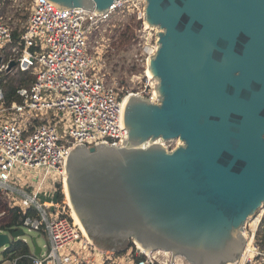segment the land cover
<instances>
[{
    "label": "water",
    "instance_id": "water-1",
    "mask_svg": "<svg viewBox=\"0 0 264 264\" xmlns=\"http://www.w3.org/2000/svg\"><path fill=\"white\" fill-rule=\"evenodd\" d=\"M48 1L103 14L129 0ZM145 1L159 30L149 62L158 102L128 96L122 145L75 147L67 191L104 250L98 239L115 252L133 243L191 264H237L245 226L264 209V0ZM173 140L181 145L170 150ZM25 235L0 232V251Z\"/></svg>",
    "mask_w": 264,
    "mask_h": 264
},
{
    "label": "built area",
    "instance_id": "built-area-1",
    "mask_svg": "<svg viewBox=\"0 0 264 264\" xmlns=\"http://www.w3.org/2000/svg\"><path fill=\"white\" fill-rule=\"evenodd\" d=\"M27 1L31 13L18 38L13 35V17L0 14V79L4 73L32 72L36 76L30 88L18 90L21 103L6 105L0 86V196L24 215L35 212L24 219L23 230L43 233L47 244L41 246L40 256H29L34 264H108L117 253L88 241L72 216L66 163L79 144L87 148L102 142L119 146L128 140L123 122L128 96L142 95L158 102L148 71L159 48V30L146 23L145 0L117 2L103 14L60 10L48 0H0V6L21 9ZM123 13L136 17L130 47L136 51V62L145 68L146 88L152 92H124L106 72L107 53L115 49L106 36L117 26L112 23L114 16ZM150 32L154 34L151 40ZM17 165L44 172L36 191L32 184L20 186L14 180ZM53 174L56 178L48 185ZM58 193L59 200L54 202ZM44 195L51 201L41 202ZM5 214L0 209V223ZM263 219L264 211L248 220L247 245L237 264H264L258 236ZM133 248L129 258L133 264H191L181 256L173 259L171 252Z\"/></svg>",
    "mask_w": 264,
    "mask_h": 264
},
{
    "label": "rangeland",
    "instance_id": "rangeland-1",
    "mask_svg": "<svg viewBox=\"0 0 264 264\" xmlns=\"http://www.w3.org/2000/svg\"><path fill=\"white\" fill-rule=\"evenodd\" d=\"M24 6L26 8L25 9L26 12L31 11L32 5L30 1H27ZM11 10L12 9H9V10L7 9V12H6L7 16H12L13 12ZM21 15L23 16L25 15V13H21ZM131 17L132 15H127L124 13L114 16L112 23L117 26L116 28H113L112 32L110 31L111 33H109L106 36V41H108V44L112 46L113 42L117 40L118 34L121 31V29L119 28L121 26V23L129 21ZM114 38L116 40H113ZM111 40H113L112 43H110ZM135 54H136V51L132 47L126 50L125 49L124 50L114 49L113 53L112 51L110 53H107L106 59L108 62V69L106 67V72L108 76H110V78L115 81V83L117 84V88L124 90V92L128 91L129 93H139V92L143 93L145 90H147V92L149 93L151 89L146 88V86H148V82L145 77V72H144L145 68H143L139 63L136 62ZM8 76H15V75L14 74L6 75L5 73L2 75L3 78L8 77ZM156 81L157 80L154 79V82ZM180 145H181L180 140H173V141L166 142V146L170 150H175ZM43 177H44V172L42 170H39V171L31 170L28 168H24L20 165H17L14 170V180L16 178L20 186H22V184H25V183L32 184V187L35 191L37 190L39 181H41ZM54 178H56L55 174L49 176V180L47 182L48 185L52 184V181ZM39 200L41 202H44V201L48 202V201H51V197L44 195V196H41ZM1 205L5 207L4 203H0V206ZM3 207H0V209L5 210V208ZM263 210L259 211L258 214L262 213ZM5 222H6V219L4 218L1 221L0 225L5 224ZM25 236L29 241H31L32 237L39 236L38 237L39 245L44 246L45 244H47L46 239L40 236L39 233L28 232L26 230ZM133 246L134 244L130 243L126 246V248H120L119 250H117L116 251L117 255L115 257H112L111 261L108 264H133L134 260L132 258L129 261V258L132 257V253L134 250ZM107 250L111 251V249H107ZM2 260H3V256H2V252L0 251V264L1 263L2 264H14V262L12 261H5L3 263Z\"/></svg>",
    "mask_w": 264,
    "mask_h": 264
},
{
    "label": "trees",
    "instance_id": "trees-1",
    "mask_svg": "<svg viewBox=\"0 0 264 264\" xmlns=\"http://www.w3.org/2000/svg\"><path fill=\"white\" fill-rule=\"evenodd\" d=\"M7 9H12L13 12V22H16V25L13 30V35L15 38L20 37L23 31L22 24H25L30 16L31 11L26 12L25 6L21 9L10 7L9 4L0 6V14L3 16H7ZM21 13H25V15H21ZM137 25V20L135 16H132L129 21L122 22L119 27L121 31L118 34V38L113 42L112 46L118 50H126L130 48V39L135 34V29ZM36 76L32 72H19L15 76H8L0 79V86L3 88L4 96H5V104L11 105L14 102L21 103L22 98L18 95V90L20 88H30ZM0 203H4L5 205V224L0 226V230L13 233L18 232L24 229L23 221L29 215H34L35 212L33 210L28 213V215L22 214L19 209H12L8 200L0 196ZM3 218V219H4ZM26 232V230H25ZM40 236L44 237L43 233H39ZM259 240L261 241L260 247L261 250L264 251V219L262 221V225L260 227ZM26 236L21 237L19 239H13L11 244L6 248L1 250L3 256V263L5 261H12L14 264H34L33 260L29 257L34 254L32 239L29 241H24ZM45 238V237H44ZM46 239V238H45ZM97 243L102 247H106L111 249L112 247L108 242H101L99 239ZM121 253V252H120ZM2 264V263H1Z\"/></svg>",
    "mask_w": 264,
    "mask_h": 264
},
{
    "label": "bare ground",
    "instance_id": "bare-ground-1",
    "mask_svg": "<svg viewBox=\"0 0 264 264\" xmlns=\"http://www.w3.org/2000/svg\"><path fill=\"white\" fill-rule=\"evenodd\" d=\"M153 35H154V34H153L152 32H150V33L148 34L149 40L152 39ZM148 72H149V73H148V77H149V82H150V84L152 85L153 88H154V87H157V84H158L159 81H158L155 77H153V75L151 74L150 71H148ZM152 78H153V79H152ZM151 79H152V80H151ZM154 79H156L157 81L154 82ZM156 96H157V94L155 93V97H156ZM126 101H127V99L125 100V104H126ZM125 104H124V107H125ZM67 201H68V204H69V206H70V209H71L72 216H73L74 220L76 221V223H77L78 225H80V226L82 227V229L84 230L85 236L87 237L88 241L92 242V239L90 238V236L88 235V233L85 231V229H84V227H83L81 221L79 220V217H78L77 212H76V210H75V207H74V205H73V203H72V201H71V197H70V194H69L68 191H67ZM263 211H264V210H263ZM263 211H262V212H263ZM138 247H139V246H138ZM139 248H140V247H139ZM229 264H231V263H229Z\"/></svg>",
    "mask_w": 264,
    "mask_h": 264
},
{
    "label": "crops",
    "instance_id": "crops-1",
    "mask_svg": "<svg viewBox=\"0 0 264 264\" xmlns=\"http://www.w3.org/2000/svg\"><path fill=\"white\" fill-rule=\"evenodd\" d=\"M0 207H3V205H1ZM4 208V207H3ZM4 232V231H3Z\"/></svg>",
    "mask_w": 264,
    "mask_h": 264
}]
</instances>
